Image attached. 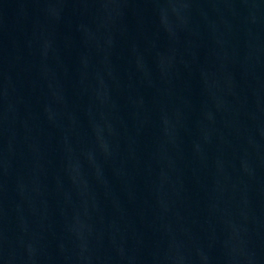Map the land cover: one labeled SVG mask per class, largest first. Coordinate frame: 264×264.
Instances as JSON below:
<instances>
[{
  "label": "water",
  "instance_id": "95a60500",
  "mask_svg": "<svg viewBox=\"0 0 264 264\" xmlns=\"http://www.w3.org/2000/svg\"><path fill=\"white\" fill-rule=\"evenodd\" d=\"M0 264H264V0H0Z\"/></svg>",
  "mask_w": 264,
  "mask_h": 264
}]
</instances>
